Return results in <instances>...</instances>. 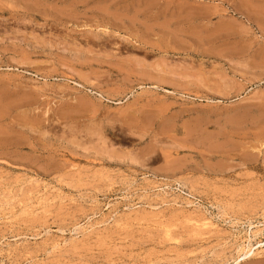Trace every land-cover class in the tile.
<instances>
[{
    "label": "rangeland",
    "instance_id": "374dc122",
    "mask_svg": "<svg viewBox=\"0 0 264 264\" xmlns=\"http://www.w3.org/2000/svg\"><path fill=\"white\" fill-rule=\"evenodd\" d=\"M0 264H264V0H0Z\"/></svg>",
    "mask_w": 264,
    "mask_h": 264
},
{
    "label": "bare ground",
    "instance_id": "6f19581e",
    "mask_svg": "<svg viewBox=\"0 0 264 264\" xmlns=\"http://www.w3.org/2000/svg\"><path fill=\"white\" fill-rule=\"evenodd\" d=\"M101 9V8H100ZM110 13V12H109ZM135 13V12H134ZM119 14V13H118ZM115 15V14H114ZM117 16V15H116ZM131 17V16H130ZM130 19V18H129ZM167 23V22H166ZM145 24V23H144ZM146 25V24H145ZM150 30V29H149ZM217 32V31H216ZM134 185V184H133ZM140 185V184H139ZM135 189V188H134ZM168 195V194H167ZM191 196V195H190ZM163 199H165V198H163ZM161 200V199H160ZM168 200V199H167ZM93 201V200H92ZM156 201V200H155ZM191 201V200H190ZM193 201V200H192ZM163 202V201H162ZM157 203V202H156ZM170 203V202H169ZM115 204V203H114ZM143 205V204H142ZM191 205V204H190ZM155 206V205H154ZM193 206V205H192ZM149 207V206H148ZM185 207V206H184ZM199 211V210H198ZM209 213V212H208ZM121 214V213H120ZM109 219V218H108ZM195 222V221H194ZM103 223V222H102ZM199 223V222H198ZM101 224V223H100ZM204 224H205V221H204ZM207 224V223H206ZM209 224V223H208ZM107 225V224H106ZM112 225V224H111ZM116 225V224H115ZM201 225H202V223H201ZM104 226V225H103ZM258 226V225H257ZM81 227V226H80ZM233 227V226H232ZM85 230V229H84ZM97 230V229H96ZM168 230V229H167ZM230 232V231H229ZM254 232V231H253ZM168 234V233H167ZM200 234V233H199ZM206 234V233H205ZM254 235V234H253ZM201 241V240H200ZM223 242V241H222ZM249 242V241H248ZM253 244V243H252ZM256 246H258V245H256ZM257 248V247H256ZM235 249V248H234ZM253 249H252V247L251 246H249L248 247V249L243 253V251H242V255L241 256H244L243 258H245V257H248V256H250L252 253H253V251H252ZM240 253V252H239ZM11 257V256H10ZM202 258V257H201ZM237 260V259H236ZM235 263V262H234Z\"/></svg>",
    "mask_w": 264,
    "mask_h": 264
},
{
    "label": "crops",
    "instance_id": "0c3cea01",
    "mask_svg": "<svg viewBox=\"0 0 264 264\" xmlns=\"http://www.w3.org/2000/svg\"><path fill=\"white\" fill-rule=\"evenodd\" d=\"M231 18H234V17H231Z\"/></svg>",
    "mask_w": 264,
    "mask_h": 264
}]
</instances>
